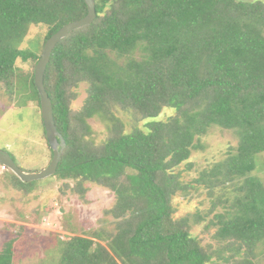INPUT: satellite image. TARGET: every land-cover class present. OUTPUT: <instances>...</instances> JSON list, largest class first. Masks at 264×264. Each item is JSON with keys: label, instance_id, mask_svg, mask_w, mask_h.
<instances>
[{"label": "trees", "instance_id": "obj_1", "mask_svg": "<svg viewBox=\"0 0 264 264\" xmlns=\"http://www.w3.org/2000/svg\"><path fill=\"white\" fill-rule=\"evenodd\" d=\"M95 9L92 24L56 45L44 86L66 145L55 175L76 180L80 195L85 182L112 191L104 214L114 222L93 238L60 242L56 264H255L264 255V182L252 174L264 152V2L95 0ZM86 14L83 0H0V88L15 97L26 87L40 106L34 73L16 67L40 56L20 43L33 24L48 28L46 41ZM81 83L86 98L74 111ZM163 108L174 114L154 120ZM116 110L134 123L151 119L147 130L133 124L126 131ZM96 115L110 123L98 144L84 138ZM213 125L238 137L236 151L201 176L237 180L239 195L208 223L216 248L201 245L192 218L173 217L172 205L185 188L174 169ZM14 241L1 245L0 264H12Z\"/></svg>", "mask_w": 264, "mask_h": 264}, {"label": "rangeland", "instance_id": "obj_2", "mask_svg": "<svg viewBox=\"0 0 264 264\" xmlns=\"http://www.w3.org/2000/svg\"><path fill=\"white\" fill-rule=\"evenodd\" d=\"M47 31L44 24H33L19 47L41 56ZM38 60H18L17 70L24 74L34 73ZM21 88L20 95L15 97L0 88V150L9 153L24 172L36 173L49 165L52 150L45 136L40 106L29 98L30 89ZM86 89L85 83L75 88L76 97L71 104L74 111L81 108ZM115 114L124 123L126 131L133 124L147 130L146 124L151 120L141 119L134 123L130 113L116 110ZM173 114L174 110L163 108L154 120H166ZM106 119L102 115L89 118L90 131L84 138L96 144L102 142L110 125ZM197 144L189 160L173 171L185 187L173 196V217H191L190 232L204 247L216 248L219 244L212 238L215 227L208 223L215 213L225 209L228 201L239 195L237 180L221 183V175L212 176V180L210 175L201 176L236 151L238 137L232 130L213 125ZM10 172H0V248L7 239H15L12 264H56L60 242L74 236L93 238L96 232L113 228V217L104 214L115 202V195L109 189L85 182L83 186L87 190L80 195L76 192V180L61 179L56 175L28 182L26 189L16 188ZM252 174L264 182V152L255 156ZM228 254L226 252L225 256ZM215 263L224 264L223 260ZM254 263L264 264V255Z\"/></svg>", "mask_w": 264, "mask_h": 264}, {"label": "water", "instance_id": "obj_3", "mask_svg": "<svg viewBox=\"0 0 264 264\" xmlns=\"http://www.w3.org/2000/svg\"><path fill=\"white\" fill-rule=\"evenodd\" d=\"M87 14L79 19L69 22L62 26L57 32L51 35L44 43L42 54L37 61L34 69V86L40 98V112L42 123L44 126L45 136L49 147L52 150V158L49 165L36 173H28L21 170L9 153L0 150V164L5 165L15 176L22 182L28 183L34 180H41L49 176H53L57 172V167L62 158L65 149V141L58 132L53 115V107L51 99L44 86V75L47 65L50 62L51 54L56 45L72 31L93 23L97 14L95 9V0H83Z\"/></svg>", "mask_w": 264, "mask_h": 264}, {"label": "built area", "instance_id": "obj_4", "mask_svg": "<svg viewBox=\"0 0 264 264\" xmlns=\"http://www.w3.org/2000/svg\"><path fill=\"white\" fill-rule=\"evenodd\" d=\"M8 170V168L5 165L0 164V172Z\"/></svg>", "mask_w": 264, "mask_h": 264}]
</instances>
